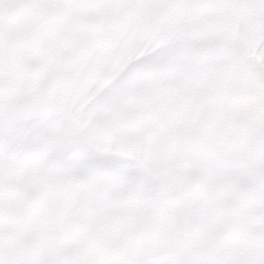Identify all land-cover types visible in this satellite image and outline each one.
<instances>
[{
	"label": "rangeland",
	"instance_id": "1",
	"mask_svg": "<svg viewBox=\"0 0 264 264\" xmlns=\"http://www.w3.org/2000/svg\"><path fill=\"white\" fill-rule=\"evenodd\" d=\"M263 22L264 0H0L9 122L91 125L65 159L130 162L66 167L0 144V264H264V123L239 98L249 77L264 96L248 32ZM48 72L81 76L75 112Z\"/></svg>",
	"mask_w": 264,
	"mask_h": 264
},
{
	"label": "snow or ice",
	"instance_id": "2",
	"mask_svg": "<svg viewBox=\"0 0 264 264\" xmlns=\"http://www.w3.org/2000/svg\"><path fill=\"white\" fill-rule=\"evenodd\" d=\"M177 27L179 29L180 26ZM157 39H159V37L153 39L152 44L148 46L152 47ZM169 46L173 49L180 50L179 42L172 44L170 41ZM143 47L144 43H140L137 50L139 51L140 48ZM167 50V48L156 49L152 56H146L140 61L130 65L125 72L121 74V78L133 71L138 64L144 63L146 60L152 59L153 56H157ZM256 52L259 55H264V41H261L260 45L256 48ZM254 62L253 59L248 63L252 64ZM23 115L28 116L29 113L25 112ZM90 129L91 125H88L81 130L79 124L75 121H69L63 116H35L10 123L7 103L4 104L3 108H0V144H3L8 150H16L18 145L23 142L29 150L37 152L42 157L47 155L48 159L66 167L107 168L123 171L125 165L130 162L97 159H65L69 153L76 149L78 143H83L88 139ZM69 132L73 134V143L71 144H48L46 142L47 138L52 135L62 136Z\"/></svg>",
	"mask_w": 264,
	"mask_h": 264
},
{
	"label": "crops",
	"instance_id": "3",
	"mask_svg": "<svg viewBox=\"0 0 264 264\" xmlns=\"http://www.w3.org/2000/svg\"><path fill=\"white\" fill-rule=\"evenodd\" d=\"M252 31H254L253 28H249L248 32H249V37L252 36L251 38H254L253 36H259L258 35L259 33L261 34L260 39H258V38L255 40L249 39V49L251 46L252 52H256V48L260 45V43H258L259 40H260V42L264 41V24H262L261 28H257L256 34L252 33ZM259 57H260V60H261L262 66H263V70H264V55H259ZM39 68H41V66ZM68 73L69 72L62 73V75L64 77H59V76H54L55 75L54 73L51 75V73L48 72V76H49L50 80L46 81V82H42L41 84L45 86V89L49 88L50 90H57V89L52 88V87H47L46 84H53L54 85L55 83H57L55 78H59V80L62 78V82H64L63 84L68 85V86L63 87L66 89V91L63 92L64 93V95H62L63 97H61L60 96L61 94H60L58 97H57V95H54V98L57 102H58V100H61V99L65 100L66 99V103L71 106L70 108H68L69 110H67V111L73 112V110H74V112H75L76 107L74 108V106H75V101L77 99V95H76L77 92H76L75 87H76L77 78L78 77L80 78L81 76H79V75L76 76V74H74V75H72V77H70V74H68ZM82 75L86 76V71ZM254 83H255V77H249V86L251 87L252 90L249 89V93L248 92L242 93V96H239V98L245 100L249 96V116H251L253 119L254 118L257 119V121H259V122L264 123V96L259 95V97H255V93L253 91ZM58 91H59V89H58ZM54 98H53V104L55 105V104H57V102L54 100ZM51 106H52V104H51ZM239 106H240V104H239Z\"/></svg>",
	"mask_w": 264,
	"mask_h": 264
}]
</instances>
